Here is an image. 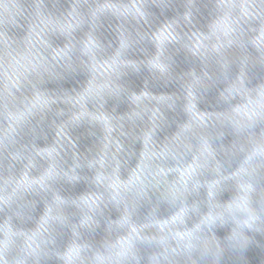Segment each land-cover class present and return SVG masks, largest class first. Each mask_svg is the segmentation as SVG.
<instances>
[{
    "label": "water",
    "instance_id": "obj_1",
    "mask_svg": "<svg viewBox=\"0 0 264 264\" xmlns=\"http://www.w3.org/2000/svg\"><path fill=\"white\" fill-rule=\"evenodd\" d=\"M0 264H264V0H0Z\"/></svg>",
    "mask_w": 264,
    "mask_h": 264
}]
</instances>
